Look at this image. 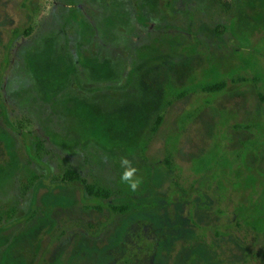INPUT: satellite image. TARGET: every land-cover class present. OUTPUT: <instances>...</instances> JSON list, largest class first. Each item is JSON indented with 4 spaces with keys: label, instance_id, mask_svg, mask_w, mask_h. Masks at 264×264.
Wrapping results in <instances>:
<instances>
[{
    "label": "rangeland",
    "instance_id": "rangeland-1",
    "mask_svg": "<svg viewBox=\"0 0 264 264\" xmlns=\"http://www.w3.org/2000/svg\"><path fill=\"white\" fill-rule=\"evenodd\" d=\"M148 1L0 0V264H264V0Z\"/></svg>",
    "mask_w": 264,
    "mask_h": 264
},
{
    "label": "flooded vegetation",
    "instance_id": "flooded-vegetation-1",
    "mask_svg": "<svg viewBox=\"0 0 264 264\" xmlns=\"http://www.w3.org/2000/svg\"><path fill=\"white\" fill-rule=\"evenodd\" d=\"M133 1L135 2L136 6L135 8L130 10L129 13H124L123 11H121L120 7L115 6L114 9L109 8L103 16L101 14V16L103 17L102 20L96 23L95 25L89 26V29L84 27L82 31L77 32L76 29L78 28V26H76L75 32L79 33L76 34L74 32V36L78 37L76 38V43H78L80 40H83L84 37H86L83 35H89L90 32H93V35L95 34L96 37L99 39V41H101L102 44L105 47H107L108 45H110L109 43L111 42L113 36L115 37L114 34H116L115 33L116 28L121 27L122 29H126V27H124L119 23H143L142 19L147 18L145 17L146 11H144L143 5H146V2L149 1L148 0H133ZM66 7L69 8V6ZM138 25L141 27L140 24ZM49 30H50L49 32L44 33L45 35H42L43 37L41 41L46 42L48 39H50V37L53 38V37L61 36L63 38H66V47H68L70 40L68 39V37H66L67 35L65 32H60L57 34L55 33L54 28L51 25Z\"/></svg>",
    "mask_w": 264,
    "mask_h": 264
},
{
    "label": "trees",
    "instance_id": "trees-1",
    "mask_svg": "<svg viewBox=\"0 0 264 264\" xmlns=\"http://www.w3.org/2000/svg\"><path fill=\"white\" fill-rule=\"evenodd\" d=\"M29 35V30L25 32V36ZM225 84L224 83H219V84H213V85H208L205 86L201 89V91L203 93H207V94H214L217 92H220L221 90H223ZM183 96L182 94H180L178 97ZM161 122V119L158 118L155 122L154 127L152 128V131H155L157 129V127L159 126ZM36 147L38 148L39 145L37 144ZM36 177L33 176L32 178H30L29 180V184L32 183L33 180H35ZM62 180L64 182H81L83 184L84 187V191L85 193L91 197V198H95V199H100V200H107L111 197V192L107 189H104L102 187H99L97 185H88L86 184L84 181L81 180L80 176L78 173L73 172V171H68L64 177L62 178ZM108 208L110 209V211L113 214H125L126 212H128L130 210V208L128 206H116V205H109Z\"/></svg>",
    "mask_w": 264,
    "mask_h": 264
},
{
    "label": "clouds",
    "instance_id": "clouds-1",
    "mask_svg": "<svg viewBox=\"0 0 264 264\" xmlns=\"http://www.w3.org/2000/svg\"><path fill=\"white\" fill-rule=\"evenodd\" d=\"M124 163L128 164L129 161L125 160ZM135 171H136V169L129 167L125 170V172L123 173V175L121 177L122 180L129 182V187L132 191H135L137 189V187L139 186V183H140L139 180H135V181L132 180V177H133Z\"/></svg>",
    "mask_w": 264,
    "mask_h": 264
}]
</instances>
